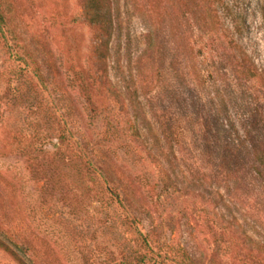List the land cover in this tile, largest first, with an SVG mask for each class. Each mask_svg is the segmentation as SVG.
<instances>
[{
	"label": "rangeland",
	"instance_id": "rangeland-1",
	"mask_svg": "<svg viewBox=\"0 0 264 264\" xmlns=\"http://www.w3.org/2000/svg\"><path fill=\"white\" fill-rule=\"evenodd\" d=\"M106 1L109 36L84 0H0V264H264L258 182L208 128L213 108L243 131L220 52L264 80V0ZM149 17L175 49L145 55Z\"/></svg>",
	"mask_w": 264,
	"mask_h": 264
},
{
	"label": "trees",
	"instance_id": "trees-1",
	"mask_svg": "<svg viewBox=\"0 0 264 264\" xmlns=\"http://www.w3.org/2000/svg\"><path fill=\"white\" fill-rule=\"evenodd\" d=\"M215 0H206L209 5L210 11L208 16L212 12L213 2ZM110 9L106 0H84L83 15L85 19L92 25L99 26L106 34L110 33L112 29V22L109 19ZM207 23L209 33V39L218 41V36L215 30V22ZM217 21V20H216ZM147 26L146 34V49L145 55H151L156 51H159L168 42L169 49H175V40L172 31V22L170 19L167 22L168 31L161 29L159 26L162 21L149 17L145 21ZM233 43L232 46H230ZM108 44L107 39H101L99 46L106 48ZM226 48L220 53V61L224 59V68L222 70L221 82L223 83V90L229 92L223 101V110L226 114L229 112V108L236 106L241 109V115L244 120L241 123L245 134L237 130V126L234 123V119L230 116H223L219 119L218 110L213 109L210 111L209 116V129H217L215 135L214 147L218 150L221 156L222 172L226 177L232 180L235 184L236 181L246 177L250 174L258 182L259 191L261 196L264 197V80L260 73L257 72L254 62L251 57L241 48L236 47L233 38L230 37L226 42ZM98 48V47H97ZM215 51L217 49H214ZM213 50V51H214ZM214 51L212 56V66L216 63L218 54ZM142 56V55H141ZM225 69V71H224ZM217 69H213L214 72ZM212 73V72H211ZM263 85H259V82ZM258 86V87H257ZM240 94H234L232 91L236 90ZM233 93V94H232ZM238 97V101L237 98ZM236 99V100H235ZM197 101V100H196ZM200 100L196 102V105H200ZM246 114V115H245ZM164 131L163 136L168 139V133H170V126L166 123H162ZM242 133V134H241ZM217 136H220V144L216 143ZM107 192L109 188L104 187ZM230 191V186L227 187ZM0 245L3 243L0 241ZM151 258V257H149ZM152 264H157L156 261L151 259Z\"/></svg>",
	"mask_w": 264,
	"mask_h": 264
}]
</instances>
